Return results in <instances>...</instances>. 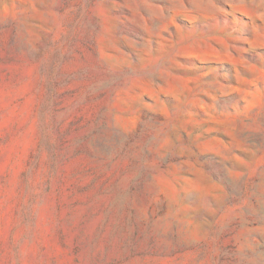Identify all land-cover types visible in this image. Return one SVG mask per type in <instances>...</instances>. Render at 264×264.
Listing matches in <instances>:
<instances>
[{
	"label": "rangeland",
	"instance_id": "rangeland-1",
	"mask_svg": "<svg viewBox=\"0 0 264 264\" xmlns=\"http://www.w3.org/2000/svg\"><path fill=\"white\" fill-rule=\"evenodd\" d=\"M0 264H264V0H0Z\"/></svg>",
	"mask_w": 264,
	"mask_h": 264
}]
</instances>
